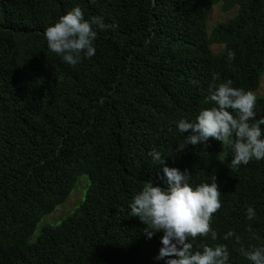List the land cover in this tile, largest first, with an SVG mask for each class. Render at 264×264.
<instances>
[{
	"label": "trees",
	"instance_id": "16d2710c",
	"mask_svg": "<svg viewBox=\"0 0 264 264\" xmlns=\"http://www.w3.org/2000/svg\"><path fill=\"white\" fill-rule=\"evenodd\" d=\"M219 5L236 15L209 30ZM75 7L106 27L93 25L96 53L73 66L45 31ZM263 75L264 0H0V264H166L164 233L149 238L130 208L148 180L167 188L165 165L221 192L217 239L189 238L193 253L222 244L228 264H252L244 253L264 246V159L231 169L232 147L214 138L178 152L192 134L178 123L214 106L210 85L256 93ZM82 181L84 200L36 235Z\"/></svg>",
	"mask_w": 264,
	"mask_h": 264
},
{
	"label": "clouds",
	"instance_id": "9594fccd",
	"mask_svg": "<svg viewBox=\"0 0 264 264\" xmlns=\"http://www.w3.org/2000/svg\"><path fill=\"white\" fill-rule=\"evenodd\" d=\"M93 25L101 29L106 27L102 17L86 20L82 10L75 7L53 26L46 28L49 49L73 66L84 57L91 58L96 53L94 41L97 33ZM234 58V54L229 52L228 59L231 61ZM232 85V80L218 86L210 85L205 102H213L214 106L201 110L196 122L186 119L179 121V131L185 133L191 130L192 134L180 144L178 152L188 144L196 145L214 138L232 147L234 157L230 161L231 169L241 164L247 165L253 158L264 159V130L261 128L264 117L255 120L257 97L252 91ZM253 120L255 122H250ZM149 155L159 165L165 164L159 151L153 149ZM163 173L167 188L154 186V182L148 180L130 205L131 216L139 217L148 226L145 231L149 238L156 232L164 233L161 239L163 247L157 259L168 257L166 264H228L226 245H205L202 251L193 253V245L189 242V238L209 234L213 240L217 239V233L211 228L213 214L222 207L216 179L210 184L193 187L187 171L181 172L165 165ZM255 215L254 208L248 207L247 219L251 220ZM234 235L229 231L224 239ZM236 239L239 241L238 236ZM244 255L252 264H264V246L247 251Z\"/></svg>",
	"mask_w": 264,
	"mask_h": 264
},
{
	"label": "rangeland",
	"instance_id": "374dc122",
	"mask_svg": "<svg viewBox=\"0 0 264 264\" xmlns=\"http://www.w3.org/2000/svg\"><path fill=\"white\" fill-rule=\"evenodd\" d=\"M236 15V11H232L230 13L223 12L221 6H215L212 9V12L209 16L208 20V28L209 30L213 29L214 27L227 22L228 20L232 19ZM224 48L222 46L214 45L212 50L215 54H219ZM257 98L264 97V75L261 80L260 87L256 93H254ZM86 186V182L82 181L78 186L77 190L74 194L68 199L67 203L64 206H61L57 209V211L51 216L46 218L38 227L36 235L39 233L41 226L46 225L47 223L55 224L60 223L63 218H65L70 212H72L75 207L84 200L83 191Z\"/></svg>",
	"mask_w": 264,
	"mask_h": 264
}]
</instances>
